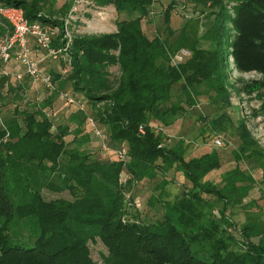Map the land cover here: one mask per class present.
<instances>
[{"label": "trees", "instance_id": "trees-1", "mask_svg": "<svg viewBox=\"0 0 264 264\" xmlns=\"http://www.w3.org/2000/svg\"><path fill=\"white\" fill-rule=\"evenodd\" d=\"M75 1L57 9V0H0V8L22 9L30 23L57 29L52 47L67 53L71 66L65 75L38 62L55 91L1 117L0 264H94L90 242L97 239L108 250V264H264V220L247 212L236 230L231 218L253 187L250 170L264 178V150L244 121L236 128L235 166L218 184L208 178L222 166L217 150L187 158L182 140L167 144L153 125H172L186 107H195L194 94L228 109L229 56L238 71L264 75V0L243 1L233 7V17L219 0H197L202 10L178 32L170 30L168 8L165 39H150L142 29L156 0H93L129 18L117 22L116 32L75 38L65 50L66 17ZM5 32L0 26V35ZM182 50L190 55L177 61ZM25 83L0 77L1 113L4 98L25 102ZM178 84L181 95L174 101ZM63 93L79 102L78 110L55 127L47 109ZM90 118L116 158L96 159L86 149L91 134L97 136ZM199 119L222 132L228 117L223 111ZM177 172L186 188L172 198L166 187ZM141 185L149 194L142 204L134 195ZM45 190L73 199L46 200ZM154 212L159 215L152 221Z\"/></svg>", "mask_w": 264, "mask_h": 264}, {"label": "rangeland", "instance_id": "rangeland-1", "mask_svg": "<svg viewBox=\"0 0 264 264\" xmlns=\"http://www.w3.org/2000/svg\"><path fill=\"white\" fill-rule=\"evenodd\" d=\"M219 1L226 6L230 16L233 17V7L239 5L245 0ZM69 2L70 0L58 1L56 5L57 9H60L64 4H68ZM75 4L76 11L70 15V18L68 15L69 26L66 36L70 38L71 41L80 37H95L114 33L117 31V22L121 21V19L129 18L125 14H118L113 6L99 7L93 0H78ZM202 6V3L197 4V0H156L150 9V15L142 20L143 32L150 39H154L157 36L165 39L168 36V27L165 21V15L168 8H171L172 10L170 30L178 32L188 19L195 18L199 15L200 10L203 8ZM133 17L135 18L137 15H133ZM228 28L229 36L232 38L234 36V31L230 25ZM58 34L59 32L57 31L55 38ZM229 52L230 49H227V54ZM46 55L47 54H45V56ZM179 55L183 60L189 57V54L186 51H182ZM49 65L56 70H61L65 75L70 74V58L67 53L62 54V57L57 60H52V58L49 57V59L45 61V66L49 67ZM226 70L228 75L227 84L230 102V107L228 109H223L220 102H209L202 94L199 96L194 94L193 100L195 101V107H186V113L180 115L172 125L165 128L159 123H153V125L156 126V129L161 131L164 136V141L167 144L173 142L176 143L179 140H182L185 143V146H187V158L198 157L206 152L217 150L222 159V166L220 169L208 175L209 181L214 182L215 184L220 182L226 169H231L235 166L231 153L239 144L236 136V128L240 121H244L247 131L250 132L253 139L264 150V89L259 87L260 83L264 85V75L256 71H238L230 56L227 57ZM8 71L12 74L13 78V72H11L10 69H8ZM42 72L44 74L48 73L43 69ZM112 73L116 77H119L120 75L117 67L112 68ZM25 79L27 80V83L24 84L27 92L26 94L24 93L25 102L15 100L14 95H11L9 101L4 98L3 101L5 105L1 113L3 119L10 118L17 105H20L21 108H30L31 103H41L49 97V92L45 89L41 81H35L29 77ZM12 82L16 83L14 80H12ZM201 90L202 88L199 89V91ZM61 95L56 97L53 101L52 107L47 109L48 115L55 127L58 125H66L69 118L78 110L77 104H68ZM173 95L174 101H176L178 99L177 97L181 95L180 84L176 85ZM182 100L184 101L186 98L183 97ZM223 111L226 112L228 120L224 125L225 128L222 132H214L210 130L204 126L199 119V117L206 115L209 116V119H215L218 118ZM91 136L92 141L86 146V149L94 158L100 160H106L108 158L112 160L113 158H116L115 156L117 154L112 150L107 149V141L104 138L93 136L92 134ZM72 138V135H70L66 139L70 141ZM215 140H219L221 143L219 149L214 147ZM240 167H242V169L246 168L244 164ZM250 172L254 178V184L249 192V196L243 201L241 206L233 209L231 214L232 220L237 225L236 230H238L244 222L246 217L245 213L247 212L252 216H259L264 220V178L260 170H250ZM168 179L170 182L167 185L166 190L171 193L172 198L181 195L184 188H186L183 175L177 172L175 178L169 176ZM145 187L147 186L141 185L136 188L134 193L135 199H140L141 204L143 202L145 203L149 197L147 190L146 192L144 191ZM131 195L132 194H127V197H130ZM43 196L46 200L57 198H64L67 200L73 199L67 192L58 194L45 190ZM155 213L156 212L150 214L153 219L149 216V219H152V221L159 215L158 213ZM214 213L217 215V212L214 211ZM90 249L94 264H108L104 261V257L108 256V250L100 240L97 239L91 241Z\"/></svg>", "mask_w": 264, "mask_h": 264}, {"label": "built area", "instance_id": "built-area-1", "mask_svg": "<svg viewBox=\"0 0 264 264\" xmlns=\"http://www.w3.org/2000/svg\"><path fill=\"white\" fill-rule=\"evenodd\" d=\"M77 1L78 0H76L75 3ZM75 3L68 13L69 18L70 15L76 11ZM67 18L65 22L66 35L69 26V18ZM0 26L6 30L4 34L0 35V62L2 63V66H4L2 71H0V77L12 76V74H10L8 71V69H10V71L13 72V77L18 82H22L26 77H29L35 81H41L45 89L49 92L55 91V85L51 77L47 74H44L42 69L39 67L38 60L34 56L32 45L35 46V48L41 53L47 54V56L52 58V60L59 59L62 57L63 50H55L52 47L53 39L58 30L52 29L37 22L30 23L26 19L22 9L13 7L0 8ZM66 35L65 38L68 40V42L66 44L65 50H67L71 44V39ZM186 52L190 55L188 51ZM179 54L176 56V60L183 61ZM62 97L68 104H79V102L68 93H63ZM80 106L83 108V105ZM89 125L93 128L95 134L98 137L105 139L100 129L97 128L94 119H89ZM220 146V141L215 140L214 147ZM124 154V152H121L120 157H123Z\"/></svg>", "mask_w": 264, "mask_h": 264}, {"label": "crops", "instance_id": "crops-1", "mask_svg": "<svg viewBox=\"0 0 264 264\" xmlns=\"http://www.w3.org/2000/svg\"><path fill=\"white\" fill-rule=\"evenodd\" d=\"M36 53V55H35ZM34 53V56L35 58L38 60V62L41 64V63H44L47 59H49V57L44 53H39V51L36 49V52ZM50 66V65H49ZM44 69V68H43Z\"/></svg>", "mask_w": 264, "mask_h": 264}]
</instances>
